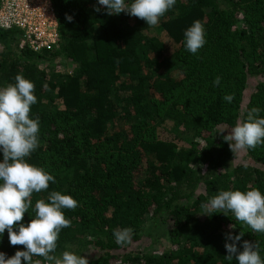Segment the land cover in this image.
Returning a JSON list of instances; mask_svg holds the SVG:
<instances>
[{"label":"trees","instance_id":"obj_1","mask_svg":"<svg viewBox=\"0 0 264 264\" xmlns=\"http://www.w3.org/2000/svg\"><path fill=\"white\" fill-rule=\"evenodd\" d=\"M52 2L58 47L17 49L16 31L0 30V87L15 83L17 74L35 85L30 118H39V146L26 160L56 182L33 193V208L38 199L49 202L52 191L78 202L75 210H63L71 226L61 230L56 254L85 257L81 251L93 247L99 254L89 264H238L225 259V243L229 233L242 232L237 247L258 242L264 259V234L230 212L200 216V205L219 191L264 194V145L246 151L258 166L237 167L230 177L224 169L233 153L223 140L251 108L264 117V0H176L159 22L170 47L147 34L145 21L123 12L110 16L98 0ZM195 20L203 24L206 43L194 55L184 32ZM58 57L73 64L71 73L49 75L38 67L40 59ZM256 76L261 80L244 99ZM226 94H234L231 103ZM56 98L61 107L52 104ZM165 117L204 144L180 148L160 139L156 128ZM201 184L203 192L196 193ZM33 216L30 208L23 223ZM123 228L132 229L131 242L161 250L117 245L113 232ZM18 250L25 249L11 246L5 230L0 252L7 259Z\"/></svg>","mask_w":264,"mask_h":264},{"label":"clouds","instance_id":"obj_2","mask_svg":"<svg viewBox=\"0 0 264 264\" xmlns=\"http://www.w3.org/2000/svg\"><path fill=\"white\" fill-rule=\"evenodd\" d=\"M108 15L126 13L145 21L149 27H155L160 19L171 10L176 0H98ZM95 11H101L95 7ZM71 22L72 16L66 15ZM185 48L191 54H197L205 43V29L199 20H195L184 32ZM220 77L213 81L219 86ZM46 87V85H45ZM35 85L22 75L15 76V83L0 87V236L7 230L11 246H23L25 250L16 251L6 259L0 252V264H89L86 257L64 251L57 255V241L62 229L71 226L64 211L75 210L78 202L70 195L52 191L47 200L38 199L33 208V193L47 191L49 182L55 183V177L43 168L27 162L26 158L39 146V118H30L31 106L37 102L33 94ZM234 94H226L223 99L228 103L234 100ZM259 107L251 108L246 121H238L227 131L223 140L228 143L235 155L255 150L264 145V117L260 116ZM221 129L218 133L223 134ZM200 207L204 214L230 212L235 220L249 227L253 232L264 234V194L258 189L246 191L222 190ZM32 208L34 216L30 222L23 223L24 214ZM131 228L114 230L115 243L124 246L131 242ZM244 233L227 235L225 259L238 264H264L258 242L244 240L242 250L237 247ZM231 240L232 243H228ZM42 258V259H41Z\"/></svg>","mask_w":264,"mask_h":264},{"label":"built area","instance_id":"obj_3","mask_svg":"<svg viewBox=\"0 0 264 264\" xmlns=\"http://www.w3.org/2000/svg\"><path fill=\"white\" fill-rule=\"evenodd\" d=\"M0 30H15L19 49L40 53L58 47V19L52 0H0Z\"/></svg>","mask_w":264,"mask_h":264},{"label":"rangeland","instance_id":"obj_4","mask_svg":"<svg viewBox=\"0 0 264 264\" xmlns=\"http://www.w3.org/2000/svg\"><path fill=\"white\" fill-rule=\"evenodd\" d=\"M147 34L150 36L156 37V39L160 42H163L165 45H168L170 47V39L168 38L166 32L161 29L160 25L158 24L155 27H150L149 30H147ZM16 48V46L14 47ZM19 49V48H17ZM4 47L2 44H0V53H3ZM18 51V50H17ZM38 67L46 70L47 73L50 74H57L68 71V73L73 70L74 66L73 64L68 61L67 59H62L60 57L53 60L52 58H46V59H40L38 62ZM261 80V77L256 76L249 79V83L247 85V88L245 89L244 99H247L249 93L254 90L256 83ZM52 104H56L55 107H61L62 104L58 98L54 99ZM244 104V103H243ZM244 107V106H243ZM241 121V117L238 118L237 122ZM157 136L160 139H169L174 141L178 147L180 148H187L191 147V143H199L200 146L204 144L203 140L199 137H192V134L184 133L181 127L178 126L177 122L174 119L171 118H163L162 121L157 125L156 128ZM214 133V131H212ZM258 166V162H256L254 159H252L247 152L237 154L231 157L230 161L228 162L226 170L228 173H232L235 168L242 167V168H249L251 166ZM204 167V166H203ZM202 167V168H203ZM205 168H203L204 170ZM233 174L230 175L232 177ZM196 193L203 192V185L201 184L195 191ZM203 213V210L201 212ZM200 216L203 217V215ZM145 237V236H144ZM142 237L143 239H146ZM149 239V238H147ZM175 246V244H174ZM126 248L128 250H138L140 248H146L151 249L157 254L161 250V246H155L152 245L148 241H133L129 244H126ZM83 254L87 259L93 258L99 254V250L93 247H88L87 249H84Z\"/></svg>","mask_w":264,"mask_h":264}]
</instances>
